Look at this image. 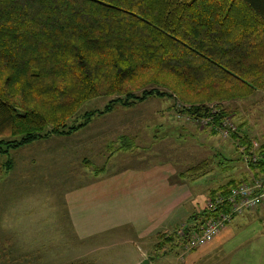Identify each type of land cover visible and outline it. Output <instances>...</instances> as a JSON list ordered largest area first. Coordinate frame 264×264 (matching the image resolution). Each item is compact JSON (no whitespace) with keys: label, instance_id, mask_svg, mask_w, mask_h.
<instances>
[{"label":"trees","instance_id":"1","mask_svg":"<svg viewBox=\"0 0 264 264\" xmlns=\"http://www.w3.org/2000/svg\"><path fill=\"white\" fill-rule=\"evenodd\" d=\"M263 88L264 0H0V154L148 96L174 97L177 112L223 122L227 133L223 102ZM98 95L113 97L110 105L67 124ZM263 154L253 152L248 167L257 178ZM203 166L186 172L200 176ZM215 216L204 204L186 218L181 247L196 222ZM176 238L158 232L155 246Z\"/></svg>","mask_w":264,"mask_h":264},{"label":"rangeland","instance_id":"2","mask_svg":"<svg viewBox=\"0 0 264 264\" xmlns=\"http://www.w3.org/2000/svg\"><path fill=\"white\" fill-rule=\"evenodd\" d=\"M170 97L148 96L129 106L110 105L109 96L92 97L68 125L86 112L111 109L75 132L0 154V264H137L142 259L147 264H264V210L257 206L235 216L225 227L229 239L206 254L203 245L185 249L178 243L181 233L174 227L185 219L163 232L177 238L159 250L156 234L143 238L129 225L76 238L64 206L66 192L79 187L87 197L86 188L109 182L119 171L166 167L173 172L171 181H181L196 195L198 213L210 190L228 181L250 184L257 175L248 167L252 153L264 147V88L223 102L234 127L227 133L223 122L211 126V119L191 120L177 112L181 104ZM125 143L128 147H122ZM201 162L197 173L202 175L186 172ZM192 254L202 256L196 260Z\"/></svg>","mask_w":264,"mask_h":264},{"label":"crops","instance_id":"3","mask_svg":"<svg viewBox=\"0 0 264 264\" xmlns=\"http://www.w3.org/2000/svg\"><path fill=\"white\" fill-rule=\"evenodd\" d=\"M151 169L119 171L109 182H96L86 188L87 197L79 187L66 192L64 206L76 238L85 239L123 225H129L144 238L171 230L176 222L197 212L196 195L181 181H171L172 171L158 166L155 171ZM225 231V228L220 230L200 251L206 254L225 243L230 237L225 238ZM142 254L145 253H140V258ZM195 255L196 260L202 256L194 254L193 258Z\"/></svg>","mask_w":264,"mask_h":264},{"label":"built area","instance_id":"4","mask_svg":"<svg viewBox=\"0 0 264 264\" xmlns=\"http://www.w3.org/2000/svg\"><path fill=\"white\" fill-rule=\"evenodd\" d=\"M264 160V154L262 156ZM260 207L264 210V177L256 178L250 184L235 182L228 186L223 194L208 198L205 208L216 213L215 217H208L196 222L184 244L185 249L197 248L211 240L220 230L231 223L233 218L243 211ZM184 226L179 227L183 236Z\"/></svg>","mask_w":264,"mask_h":264},{"label":"water","instance_id":"5","mask_svg":"<svg viewBox=\"0 0 264 264\" xmlns=\"http://www.w3.org/2000/svg\"><path fill=\"white\" fill-rule=\"evenodd\" d=\"M137 264H147V260L146 259H142Z\"/></svg>","mask_w":264,"mask_h":264}]
</instances>
